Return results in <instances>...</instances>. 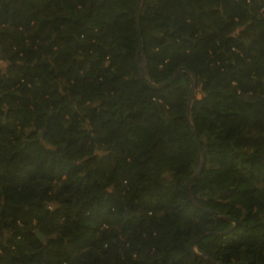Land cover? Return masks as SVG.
Segmentation results:
<instances>
[{
    "label": "trees",
    "instance_id": "1",
    "mask_svg": "<svg viewBox=\"0 0 264 264\" xmlns=\"http://www.w3.org/2000/svg\"><path fill=\"white\" fill-rule=\"evenodd\" d=\"M137 5L0 0V264H264V0Z\"/></svg>",
    "mask_w": 264,
    "mask_h": 264
},
{
    "label": "water",
    "instance_id": "2",
    "mask_svg": "<svg viewBox=\"0 0 264 264\" xmlns=\"http://www.w3.org/2000/svg\"><path fill=\"white\" fill-rule=\"evenodd\" d=\"M140 9H141V0H138V5H137V9H136V22H137V29H138V34H139V37L141 36L140 35ZM139 58V56H137V59ZM145 67H146V64H144L143 66H141V72H142V75L144 77V79L146 81L149 82V85L150 87L152 88H163L167 85H169L178 75V73L180 71H187L186 68H181L179 69L178 71L175 72V74L170 77L169 79H167L166 81L162 82V83H159V84H154L152 82L149 81V79L145 76ZM195 91H196V86L191 78V86H190V95H189V102H188V116L190 115V104L193 100V97L195 95ZM191 127H192V134H193V137H194V141H195V144L199 150V153L201 155V161H200V165H199V168L198 170L192 175L191 179L189 180L188 182V185H187V191H188V194L190 196V198L192 199V201L198 206L200 207L201 209L205 210V211H208L210 213H213L215 215H220L219 213L217 212H214L210 209H208L207 207H205L201 202L198 201V199L192 194L191 190H190V183L191 181L195 178V176L202 170L203 166H204V162H205V155H204V152H203V149L201 147V144H200V141H199V137H198V134H197V131L195 129V127L190 123ZM234 225H236V220L234 219H230ZM224 232H228V230L226 231H223ZM215 234H217V232H214ZM35 234L37 235V237L40 239V240H44L45 239V236L38 230H35ZM204 234H207V232H201L200 234L197 235V237L191 241V243L189 244V246L187 247L188 250L190 252H193V253H198L197 250L195 249V246H196V243L197 241L200 240V238L204 235ZM204 256L207 257V259L211 260L214 264H229V263H222V262H218L214 259H211L207 254H203ZM231 264H248V263H245V262H239V263H231Z\"/></svg>",
    "mask_w": 264,
    "mask_h": 264
},
{
    "label": "rangeland",
    "instance_id": "3",
    "mask_svg": "<svg viewBox=\"0 0 264 264\" xmlns=\"http://www.w3.org/2000/svg\"><path fill=\"white\" fill-rule=\"evenodd\" d=\"M0 66L4 67L5 63L0 60ZM195 96L200 97V94L195 91ZM255 186L257 187L256 196L264 201V171H261L257 174L256 180H255ZM264 214V211H263Z\"/></svg>",
    "mask_w": 264,
    "mask_h": 264
}]
</instances>
